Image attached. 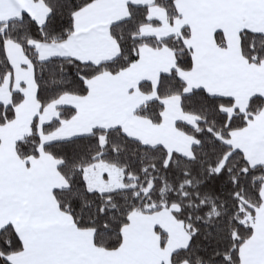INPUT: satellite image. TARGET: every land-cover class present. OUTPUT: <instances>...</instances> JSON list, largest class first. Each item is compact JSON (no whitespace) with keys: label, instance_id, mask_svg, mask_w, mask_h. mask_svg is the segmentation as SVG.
<instances>
[{"label":"snow or ice","instance_id":"6c2138e0","mask_svg":"<svg viewBox=\"0 0 264 264\" xmlns=\"http://www.w3.org/2000/svg\"><path fill=\"white\" fill-rule=\"evenodd\" d=\"M0 264H264V0H0Z\"/></svg>","mask_w":264,"mask_h":264}]
</instances>
